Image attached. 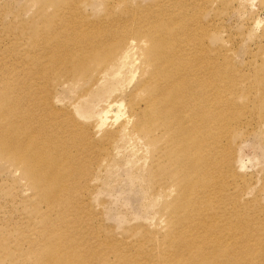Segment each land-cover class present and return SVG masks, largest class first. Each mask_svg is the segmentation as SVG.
<instances>
[{"label":"bare ground","instance_id":"6f19581e","mask_svg":"<svg viewBox=\"0 0 264 264\" xmlns=\"http://www.w3.org/2000/svg\"><path fill=\"white\" fill-rule=\"evenodd\" d=\"M202 1L165 0L158 8L127 10L123 0L125 10L113 13L111 6L95 21L76 0H31L33 19L13 22L21 25L18 29L25 26V32L9 36L14 42L18 35L26 39L29 50L26 57L11 60L0 54V70L9 68L0 72V160L28 180V190L38 193L36 202L70 231L28 240L29 250L40 252L41 264H94L95 254L70 250L69 239L71 234L98 237L92 226L96 216L85 198L94 182L91 168L120 153L125 131L138 145L145 142L150 194L174 199L166 202L172 220L159 223L162 242L143 248L154 234L133 227L129 232L142 234L146 242H136L133 251L115 249L120 259L114 264H237L220 236L237 230L225 232L219 224L232 222L233 215L205 204L235 174L232 131L251 124L234 125L221 116L232 117L231 107L221 100L224 86L239 87L224 70L205 73L204 79L216 75V80L202 98ZM127 74L131 86L123 84ZM60 77L81 88L77 104L98 96L100 107L86 111L73 104L71 111L57 110L49 85H57ZM260 85L264 110L261 80ZM209 182L218 186L211 188ZM30 231L17 237V249ZM13 249L6 253L12 255Z\"/></svg>","mask_w":264,"mask_h":264},{"label":"rangeland","instance_id":"374dc122","mask_svg":"<svg viewBox=\"0 0 264 264\" xmlns=\"http://www.w3.org/2000/svg\"><path fill=\"white\" fill-rule=\"evenodd\" d=\"M76 1L89 18L95 20L103 19L105 9L111 6L113 13H119L121 9L138 10V6L154 9L157 4L158 8L165 0H127L125 9L123 0H117L118 3L116 0H88V4L86 0ZM111 3L118 6L114 5L113 9ZM110 8L108 10L111 11ZM34 11L31 0H0V54L6 60H11L14 55L24 58V53L29 50L26 39H20L17 34L18 42H14L13 36L9 35L18 30L25 32V26L18 29L21 25L13 22L24 24L29 18L33 19ZM50 15L49 18L53 16ZM201 22L204 58L202 98L210 94L216 80V75L204 79L205 73L224 70L230 81L233 78L239 83V87L223 85L221 100L231 107L229 112L232 117L221 116L227 121H233L234 125L251 124L250 127L241 124L238 130L236 127L232 131L229 147L235 156L232 163L235 174L227 176L226 184L205 205L211 207L212 211L220 209L233 215L232 222L221 221L219 224L223 225L225 232L237 230V234H220L223 245L230 250L234 261L237 264H264V110L260 109L263 105L260 103L263 96L260 80L264 86V0H204ZM10 45H13L12 51L9 50ZM16 65L18 67L20 64ZM4 71H9V68L0 70ZM128 76L127 74L123 80L125 86H131ZM68 80L70 79L60 77L57 85H52L51 80L49 82L57 110L71 111L74 105H79V109L86 111H95L100 107L102 98L98 96L90 97L81 105L77 104L81 88L69 85ZM115 125L112 127L115 128ZM121 136L118 142L120 153L117 155L114 152L115 158L108 164L104 163L101 167L93 165L91 168L94 182L90 181L85 198L88 210L96 216L92 226L96 227L95 235L98 237L93 238L94 236H90L92 234H71L69 239L70 250L79 253L87 250L95 254L91 260L94 264H114L116 259H120L115 255V249L120 252L122 247H127L133 251L136 242H146L142 234L129 232L133 227L154 234L150 242L143 244V248L150 250L159 240L162 242L160 221L163 219L166 225L172 220L167 216L171 209L166 207V202L174 198H159L148 190L149 182L145 175L149 170L150 157L145 153V142L141 141L138 145L126 131ZM208 136H214V132ZM224 151L226 153V146ZM205 155L206 151L202 152V156ZM14 171L9 164L0 160V264H41L40 252L29 250L28 240L31 237L37 240L39 234H50L51 231L55 235L70 234V231L68 227L57 223L48 210L36 202L38 193L28 190V180ZM208 184L211 188L218 186L213 182ZM42 220L45 228L40 226ZM29 229L31 231L26 234L29 237L21 239V248L17 249V237ZM204 235L202 232V240ZM219 241L221 242L220 239ZM88 244L93 248L88 249ZM10 247L14 248L12 255L6 253ZM152 251L158 253L155 249ZM160 260L158 257L155 262ZM84 262L87 263L86 260Z\"/></svg>","mask_w":264,"mask_h":264}]
</instances>
